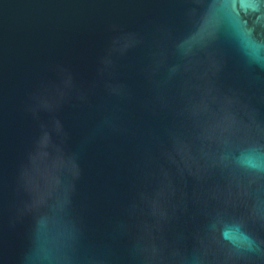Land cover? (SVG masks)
<instances>
[{"label":"water","instance_id":"1","mask_svg":"<svg viewBox=\"0 0 264 264\" xmlns=\"http://www.w3.org/2000/svg\"><path fill=\"white\" fill-rule=\"evenodd\" d=\"M0 264H264V4L0 0Z\"/></svg>","mask_w":264,"mask_h":264},{"label":"snow or ice","instance_id":"2","mask_svg":"<svg viewBox=\"0 0 264 264\" xmlns=\"http://www.w3.org/2000/svg\"><path fill=\"white\" fill-rule=\"evenodd\" d=\"M260 3L264 4V0H260Z\"/></svg>","mask_w":264,"mask_h":264}]
</instances>
